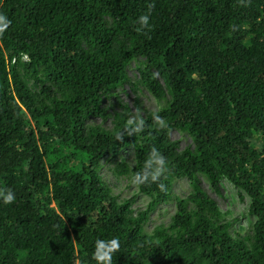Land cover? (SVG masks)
Returning a JSON list of instances; mask_svg holds the SVG:
<instances>
[{"label": "trees", "instance_id": "trees-1", "mask_svg": "<svg viewBox=\"0 0 264 264\" xmlns=\"http://www.w3.org/2000/svg\"><path fill=\"white\" fill-rule=\"evenodd\" d=\"M0 15L10 21L0 33V189L15 196L0 203V264H95L94 241L113 237V264H264V0H0ZM19 55L37 92L10 67ZM135 56L144 88L167 96L157 111L136 96L132 112L114 94ZM130 115L143 116L144 131L116 141ZM174 129L191 150H177ZM128 145L120 172L140 170L151 147L168 169L163 191L136 186L152 197L136 214L97 174L100 159ZM198 174L214 191L226 178L246 193L249 236L218 222ZM173 177H187L191 192L168 228L147 234Z\"/></svg>", "mask_w": 264, "mask_h": 264}, {"label": "rangeland", "instance_id": "rangeland-1", "mask_svg": "<svg viewBox=\"0 0 264 264\" xmlns=\"http://www.w3.org/2000/svg\"><path fill=\"white\" fill-rule=\"evenodd\" d=\"M28 62L26 55H19L10 62V67H13L15 72L24 80L28 89L34 93L37 92L38 87L34 85V70L31 71L26 66ZM145 68L146 64L142 57H133L125 68V82L114 90V94L127 104L132 112H135L133 103L136 96L141 107L146 110L157 111L166 105L167 96L156 98L141 84V73L144 72ZM107 103L109 102L105 103L106 107ZM110 121V118L102 121L101 118L92 117L88 119L87 123L109 127ZM169 137L176 142L179 152L192 149L191 138L186 132L174 129L170 131ZM133 148L134 145L118 148L114 155L100 159L97 164V174L116 201H127L129 209L133 214H136L146 209L152 197L141 193L136 186L131 185L129 173H122L119 170L118 165L120 163L130 164L132 162ZM198 177L202 190L214 202L220 212L218 222L226 224L229 233H237L242 237L249 236L254 217L249 213V198L246 193L233 186L226 178H221L219 191H214L203 174H198ZM190 192L191 187L187 177H173L170 182L168 197L149 212L147 220L142 224L143 231L149 234L153 228L158 226L168 228L176 213V201L186 198Z\"/></svg>", "mask_w": 264, "mask_h": 264}, {"label": "clouds", "instance_id": "clouds-1", "mask_svg": "<svg viewBox=\"0 0 264 264\" xmlns=\"http://www.w3.org/2000/svg\"><path fill=\"white\" fill-rule=\"evenodd\" d=\"M10 21L7 17L0 15V33L9 27ZM138 30L143 31L149 25V16L140 15L136 21ZM135 111V110H134ZM152 121L156 125L163 126L164 120L162 117L153 113ZM145 120L142 115H130L126 121L125 127L121 132L117 133L116 141L122 140L124 136H134L144 131ZM166 159L164 155L157 150L156 147H151L140 170L132 173L130 184L133 186H143L146 184H156L163 191L164 184L161 182L162 177L167 172ZM15 199L11 189H0V203L5 205L11 204ZM120 249V242L117 238L111 239H96L93 245L92 258L95 264H113V254Z\"/></svg>", "mask_w": 264, "mask_h": 264}]
</instances>
